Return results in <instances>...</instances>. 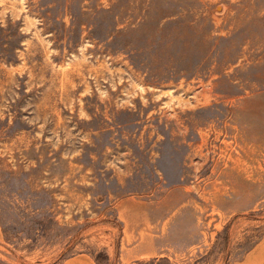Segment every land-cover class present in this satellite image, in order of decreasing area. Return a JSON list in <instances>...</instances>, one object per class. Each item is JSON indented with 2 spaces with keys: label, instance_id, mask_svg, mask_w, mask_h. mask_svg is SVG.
Listing matches in <instances>:
<instances>
[{
  "label": "rangeland",
  "instance_id": "rangeland-1",
  "mask_svg": "<svg viewBox=\"0 0 264 264\" xmlns=\"http://www.w3.org/2000/svg\"><path fill=\"white\" fill-rule=\"evenodd\" d=\"M0 264H264V0H0Z\"/></svg>",
  "mask_w": 264,
  "mask_h": 264
},
{
  "label": "trees",
  "instance_id": "trees-1",
  "mask_svg": "<svg viewBox=\"0 0 264 264\" xmlns=\"http://www.w3.org/2000/svg\"><path fill=\"white\" fill-rule=\"evenodd\" d=\"M253 216H255L256 214H252ZM226 236L224 238H228V227H226Z\"/></svg>",
  "mask_w": 264,
  "mask_h": 264
}]
</instances>
